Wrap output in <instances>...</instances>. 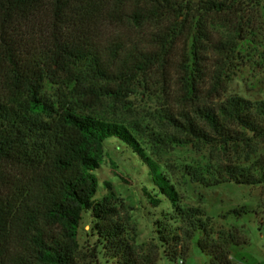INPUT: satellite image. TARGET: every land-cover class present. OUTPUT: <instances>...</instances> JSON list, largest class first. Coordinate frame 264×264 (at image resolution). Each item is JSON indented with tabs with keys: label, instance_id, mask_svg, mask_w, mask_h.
<instances>
[{
	"label": "trees",
	"instance_id": "trees-1",
	"mask_svg": "<svg viewBox=\"0 0 264 264\" xmlns=\"http://www.w3.org/2000/svg\"><path fill=\"white\" fill-rule=\"evenodd\" d=\"M241 54H257L264 65V0H0V264H85L84 214L95 261L156 264L163 253L175 264L187 255L182 237H196L215 264H229L211 217L181 203L161 159L190 143L225 153L264 141V100L224 95ZM156 74L171 92L153 124L96 110L123 106ZM110 139L146 166L150 206L168 204L143 246L109 182L96 197ZM180 169L205 187L264 185V155L247 165L185 162Z\"/></svg>",
	"mask_w": 264,
	"mask_h": 264
},
{
	"label": "rangeland",
	"instance_id": "rangeland-1",
	"mask_svg": "<svg viewBox=\"0 0 264 264\" xmlns=\"http://www.w3.org/2000/svg\"><path fill=\"white\" fill-rule=\"evenodd\" d=\"M245 45L248 49L252 43ZM225 84L224 95L237 94L250 100H264V65L259 56L239 55L236 64L230 66ZM49 92L52 93V89ZM170 92L168 81L156 74L151 82L136 85L133 93L125 98L123 106L103 103L96 110L119 120L137 118L153 124L151 115ZM105 152L103 162L96 171V197L107 192L104 182H109L121 214L130 217L138 235V244L143 246L153 236L154 219L160 216L162 209L167 210L168 204L150 206L144 194V189H151L147 168L125 144L110 139L105 143ZM259 155H264V141L253 140L250 147L242 146L225 153L213 145L190 143L175 147L161 159L167 165L181 203L198 206L211 217L208 224L213 231L212 237L223 244L229 264H264V185L225 182L205 187L191 181L181 171L180 164L229 161L247 165ZM241 207L245 210L239 215L231 211ZM90 226L89 214H84L78 235L81 260L85 264H116L115 260L106 257L99 256L98 261L91 258L95 238L88 233ZM182 241L188 246L187 255L181 256L175 264H215L211 254L198 247L196 237L192 241L182 237ZM159 256L156 264H172L163 253Z\"/></svg>",
	"mask_w": 264,
	"mask_h": 264
}]
</instances>
